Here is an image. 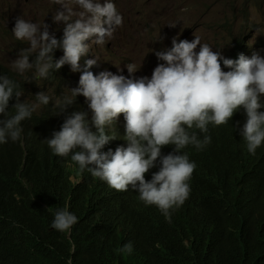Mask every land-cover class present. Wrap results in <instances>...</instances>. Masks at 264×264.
<instances>
[{
	"label": "clouds",
	"instance_id": "clouds-1",
	"mask_svg": "<svg viewBox=\"0 0 264 264\" xmlns=\"http://www.w3.org/2000/svg\"><path fill=\"white\" fill-rule=\"evenodd\" d=\"M61 10L55 12L53 23H63L62 39L50 33L49 25L16 19L12 30L19 41H27L29 48L20 49L11 62L12 69L26 82L48 79L53 69L69 65L79 72L78 86L69 89L71 95L62 99L45 92L35 94L37 103L21 102L24 89L20 82L0 75V144L21 140L22 122L30 119L41 105H49L64 112L83 96L89 111H73L47 139L54 155L67 157L78 164L82 173L87 169L93 177L107 183L116 191L132 189L146 205H154L170 221L171 211L179 209L190 195L192 174L196 168L181 150L193 145L197 150L211 142L208 135L199 139L195 131L208 132V125L227 124L234 114L244 110L246 122L240 130L249 154L264 142V57L243 54L235 60L225 58L202 44L199 37L192 41L174 37L170 49L155 51L158 64L151 78H131L139 68L126 65L129 77L102 71L98 75L89 69L96 68L97 58H81L90 51V44L105 45L115 29L122 25L112 0H52ZM174 27V26H169ZM95 37V39H92ZM91 40V43H85ZM157 40L162 41L159 36ZM197 46L199 50L196 51ZM57 49L63 56L54 61ZM35 59L29 62V57ZM223 64V67L221 65ZM224 68L229 69L225 71ZM34 70L32 77L26 75ZM119 70V68H118ZM15 113L9 116V102ZM123 115L124 140L127 147H117L113 152L101 149L116 139L109 135L110 128ZM63 118V117H62ZM64 119V118H63ZM11 140V141H10ZM173 146V152L162 155V148ZM159 164L151 180L145 175ZM34 198V197H33ZM78 218L67 206L57 210L51 227L70 234ZM74 248V246H73ZM133 251L131 242L117 249L122 255ZM67 264H72L69 259Z\"/></svg>",
	"mask_w": 264,
	"mask_h": 264
},
{
	"label": "trees",
	"instance_id": "trees-1",
	"mask_svg": "<svg viewBox=\"0 0 264 264\" xmlns=\"http://www.w3.org/2000/svg\"><path fill=\"white\" fill-rule=\"evenodd\" d=\"M231 48L229 59L245 52L241 40ZM47 119L59 120L31 116L32 135L0 144V264H264V175L228 173L232 169L220 160L226 147L184 150L203 164L189 181L188 206L171 211L169 221L133 192L116 191L87 169L81 173L71 154L63 161L54 157L40 133L50 129ZM233 125L225 127L222 144L238 142ZM256 157L264 161V148ZM230 194L235 196L225 200ZM233 200L248 201L257 212L249 217ZM66 206L78 218L70 234L51 227L55 212ZM197 217L210 225L199 227ZM222 234L233 237L219 243ZM129 242L131 254L117 252Z\"/></svg>",
	"mask_w": 264,
	"mask_h": 264
},
{
	"label": "rangeland",
	"instance_id": "rangeland-1",
	"mask_svg": "<svg viewBox=\"0 0 264 264\" xmlns=\"http://www.w3.org/2000/svg\"><path fill=\"white\" fill-rule=\"evenodd\" d=\"M114 4L123 18L122 25L115 29L111 38H106L105 45L90 44L89 53L81 58L82 67L85 60L97 58L96 65L107 67L106 71L113 74L129 76L125 66L134 64L140 67L131 74L135 79L151 78L154 68L164 63L157 59L155 51L170 49L174 37L177 42L187 40L186 32L197 33L202 44H208L213 51H220L225 58H229L235 40L244 41L245 57L251 58L254 53L264 57V0H115ZM58 10H61L60 6L52 0H0V61L12 67L11 62L18 57L19 50L30 47L27 41L17 42L12 32L17 18L44 22L49 25L50 33L59 35V27L63 23H53L52 20ZM62 36L56 38L59 40ZM159 36L163 37L162 41L157 40ZM85 43H91V40ZM34 57L35 54L30 56L29 61ZM89 70L95 74V68ZM64 77L69 78L67 82L70 84L77 80L67 72ZM41 84L51 90L56 84L54 76L43 79ZM60 86L65 87L63 84ZM20 100L26 101L22 97ZM13 103L14 99L9 102V116L15 113L11 107ZM28 120L21 124L22 141L32 135ZM53 127L40 132L45 141L54 131L60 130L56 124ZM53 156L61 161L67 158Z\"/></svg>",
	"mask_w": 264,
	"mask_h": 264
},
{
	"label": "bare ground",
	"instance_id": "bare-ground-1",
	"mask_svg": "<svg viewBox=\"0 0 264 264\" xmlns=\"http://www.w3.org/2000/svg\"><path fill=\"white\" fill-rule=\"evenodd\" d=\"M112 2L115 3V0H112ZM26 21H29V20L26 19ZM15 22L16 21H14L12 28H14ZM63 27H64V25L62 24L59 27V35H55V37L63 35ZM186 34H187L186 36H187L188 41H192L195 37L198 36L197 33L194 34L192 32H186ZM92 39H95V37H93ZM17 42H24V41L18 40ZM241 43L243 44V46L245 48L243 40H241ZM24 49H26V48H24ZM57 50H58V53L57 54L54 53V61L59 60L63 56V50L62 49H57ZM237 58H235V59H237ZM34 59H35V57L33 59H31L29 62H32ZM221 65L223 66L222 63H221ZM125 67H123V68H125ZM106 68L107 67H103V66H100L97 64L96 68L94 70L95 74L98 75L100 72L106 71ZM116 70H118V69H116ZM0 72H2L0 75H6L15 81L21 82V87L24 89V95H22V96L26 100V103H29V104L37 103L35 94L40 92V91L45 92L46 94L52 96L53 97V103H54L56 98L62 99L63 97H65L64 95L70 96L71 93H70L69 89H72V88H75L78 86V80H79V76H80V73L73 74V72L70 70L69 65L62 66L58 70L53 69L51 71L50 75L52 77L54 76V80H55L56 84H55L54 88H52L51 90H48L43 84H41L43 79H34V80H32V82H26L25 83V80L22 76H20L17 72H15L12 69V67H9V66L3 64L1 61H0ZM65 72H67L73 78H77V80L75 82H73L72 84H70V82H67V79H69V78L64 77ZM33 74H34L33 70L26 73V75L29 77H32ZM126 77H129V76H126ZM131 78L135 79V77L132 75H131ZM60 84L65 85V87H61ZM261 100H262V102H264V96L261 97ZM53 103L50 101L49 105H46V106L41 105L32 114V116H36V117L41 116V115H47L48 117H51L53 119L59 118V120H55L53 122V124H52V121H49V119H47V121H48L47 125L51 129H54L53 126L55 124L58 125L59 127H61V125H62L61 121L63 120V118L65 119L68 115H70L75 110H77V111H83V110L89 111L87 108V104L85 102V98L83 96H77L75 98V103L71 106H68L64 112H60V110L58 108L57 109L54 108ZM261 111H264V109H261ZM245 122H246V114H245L244 110H239L235 115H233V117L231 118V120L227 124L220 125V126H213L212 124H209L207 133L202 134L197 129H191L189 131L190 132L195 131L197 133L198 138L201 140L203 139L204 135H208L211 138V142L208 145H206L205 147H203L202 149L197 150V151L209 153L211 151L212 147H214L215 145H218V147H226L229 150V153L226 156H224L223 158H220V160L222 161L223 164L229 165V167L232 169L228 173H230L232 175H236L239 178H244L246 175H251V176L264 175V170H257L259 167L263 166L264 161H259L258 158L256 157V156H258L259 152L264 148V142H262L261 146H259L256 149L255 155L249 154L247 152L246 144H245L242 136L240 135V130L243 127ZM230 123L235 124V125H233V126H236L235 132L239 133L238 142H233L229 145L222 144L220 142V140L224 136L227 135V132L224 129ZM58 129L59 128H56V130H58ZM106 132L109 135H114L116 137V139L109 141V143L101 149L102 151L107 152L109 149H111L114 152L117 147H127V141L124 140L125 120H124V117L122 114L120 115L119 119L116 121L115 124H113L110 128L106 129ZM240 143L242 144L241 145L242 149L240 152L241 154L238 153V151H237V148L240 145ZM193 147H194L193 145L186 146L184 149L181 150V154L186 153L189 157V160L191 162H194L196 167H198V166L201 167L203 162L195 161L194 157H191L190 152L184 151L186 148H193ZM167 151H168V154L170 152H173V146H169ZM210 158H216V157H215V155H212ZM158 170H159V168H156V167L150 169V171L145 175V179L150 181L152 178V173H154ZM253 170H255V171H253ZM226 174H227V172H223L220 180H222ZM106 186H107V183H106ZM128 191L133 192L139 198L138 192H135L132 189H129ZM120 192L126 193L127 191H120ZM191 192H192V190L190 191V195H191ZM216 196H218V195H216ZM234 196H235V194H230V195L225 197V200H229ZM136 202H137V199L134 200V203H136ZM256 203L258 204V202H256ZM231 204H238L239 208L249 217H251L253 215V213L257 212V209L251 207V203L248 201L247 202H243V201L238 202L237 200H233V201H231ZM187 206H188V204L184 202V204L179 209H176L174 211L176 212V211L183 210ZM201 220H202L201 217L195 218V221L198 222L199 227L205 228V227L210 225V222L199 223V221H201ZM240 227H241V225H240ZM229 237H233V236L222 234L219 236L217 242L220 243L222 241H225ZM212 242H213V240H211L209 242V244H211ZM214 250H215V247L211 248L210 252H213ZM216 254L219 255V254H222V252H217Z\"/></svg>",
	"mask_w": 264,
	"mask_h": 264
}]
</instances>
